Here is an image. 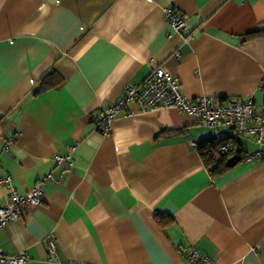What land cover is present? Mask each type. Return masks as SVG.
Instances as JSON below:
<instances>
[{"label": "crops", "instance_id": "obj_1", "mask_svg": "<svg viewBox=\"0 0 264 264\" xmlns=\"http://www.w3.org/2000/svg\"><path fill=\"white\" fill-rule=\"evenodd\" d=\"M166 8L192 37L171 29ZM158 65L189 101L252 99L264 112V0H0V178L19 194L38 181L43 191L0 229L4 253H27L24 264H191L196 249L214 264H264V157L212 177L196 145L213 129L170 107L131 102L110 134L95 130ZM51 71L57 86L35 94ZM229 133L230 146L258 149ZM8 200L0 188V208ZM156 214L173 222L161 228Z\"/></svg>", "mask_w": 264, "mask_h": 264}, {"label": "built area", "instance_id": "obj_2", "mask_svg": "<svg viewBox=\"0 0 264 264\" xmlns=\"http://www.w3.org/2000/svg\"><path fill=\"white\" fill-rule=\"evenodd\" d=\"M164 13L171 29L176 33H181L184 41L193 36L187 22L173 9L166 8ZM260 88L264 92V72ZM131 102L140 111L158 110L164 107L175 108L191 116L198 124L211 127L214 131V141L221 144L220 153L222 154L230 155L231 151L233 153L236 151L228 143V139L231 138L229 131L232 130L238 136L250 139L258 147L255 152L247 154L246 161L264 157V150L261 148L264 144V112H257L254 109L252 99L241 102L227 100L222 103L201 97L198 100L189 101L182 95L178 79L170 76L163 65H158L151 69L141 87H126L119 99L100 112L95 120V130L102 135L110 134L112 123L118 115L128 111L127 105ZM18 135L19 133H14L7 144H12ZM56 162L58 164L67 162L71 165L70 156H57ZM46 179L52 180V176L48 175ZM2 187L9 190V200L5 206L0 208V229L18 220L22 205L39 206L42 203V181L35 183L25 193L19 194L13 188L10 177L6 176L0 178V188ZM48 251L51 255L50 261L56 260V247L51 240L48 242ZM29 259L30 257L25 252L6 254L0 248V264H24ZM188 260L191 264H214L210 258L196 249L189 251Z\"/></svg>", "mask_w": 264, "mask_h": 264}, {"label": "trees", "instance_id": "obj_3", "mask_svg": "<svg viewBox=\"0 0 264 264\" xmlns=\"http://www.w3.org/2000/svg\"><path fill=\"white\" fill-rule=\"evenodd\" d=\"M56 78L59 79V76L54 71H51L48 74H46L42 78L40 86L38 90H36L35 94H39L42 91H45L52 87L57 86L58 84L57 82L59 81L55 80ZM231 138L228 139V143L231 142ZM235 145L236 144L233 143V147L236 149V151L235 153L231 151L230 155L220 153L221 144L218 142H215L214 139H212L209 142L202 143L196 146L197 152L199 154L200 159L202 160V163L208 169L212 177L221 176L231 169V167H228L226 165V161L228 160L229 157L236 154L240 158L239 162L246 160L247 152L241 150L240 147H238V145L237 146ZM154 220L156 224L161 228L173 222L172 218L164 216V215H157V214L154 216Z\"/></svg>", "mask_w": 264, "mask_h": 264}, {"label": "water", "instance_id": "obj_4", "mask_svg": "<svg viewBox=\"0 0 264 264\" xmlns=\"http://www.w3.org/2000/svg\"><path fill=\"white\" fill-rule=\"evenodd\" d=\"M239 156L238 155H233V156H231V157H229L228 158V160L226 161V165L228 166V167H232V166H234L237 162H239Z\"/></svg>", "mask_w": 264, "mask_h": 264}]
</instances>
